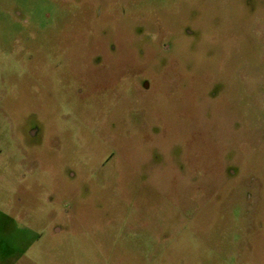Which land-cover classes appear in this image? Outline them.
<instances>
[{"label": "rangeland", "instance_id": "obj_1", "mask_svg": "<svg viewBox=\"0 0 264 264\" xmlns=\"http://www.w3.org/2000/svg\"><path fill=\"white\" fill-rule=\"evenodd\" d=\"M0 264H264V0H0Z\"/></svg>", "mask_w": 264, "mask_h": 264}, {"label": "flooded vegetation", "instance_id": "obj_2", "mask_svg": "<svg viewBox=\"0 0 264 264\" xmlns=\"http://www.w3.org/2000/svg\"><path fill=\"white\" fill-rule=\"evenodd\" d=\"M149 87H150V86H149L148 83H145V84H144V89H145V90H146V89L148 90Z\"/></svg>", "mask_w": 264, "mask_h": 264}]
</instances>
